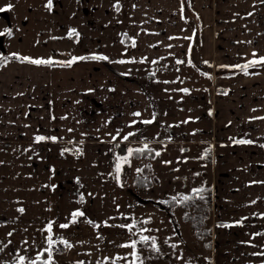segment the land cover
<instances>
[{"label": "crops", "instance_id": "obj_1", "mask_svg": "<svg viewBox=\"0 0 264 264\" xmlns=\"http://www.w3.org/2000/svg\"><path fill=\"white\" fill-rule=\"evenodd\" d=\"M47 4L0 0V222L52 223L56 264H133L118 158L147 144L173 172L210 149L211 264H264V64L232 67L264 57V0Z\"/></svg>", "mask_w": 264, "mask_h": 264}, {"label": "rangeland", "instance_id": "obj_2", "mask_svg": "<svg viewBox=\"0 0 264 264\" xmlns=\"http://www.w3.org/2000/svg\"><path fill=\"white\" fill-rule=\"evenodd\" d=\"M4 23L5 19L0 16V31ZM3 56L0 52V60L5 59ZM69 148L66 147L67 154L71 153ZM197 153L191 151L190 160L184 161L185 165L173 172L159 157L134 159L130 156L128 163L119 161V181L139 198L134 199L133 216L129 224L135 227L130 231L131 238L128 237L138 242L133 251L140 260L136 261L133 256L135 264L141 261L142 264H211V249L207 245L211 240L209 203L201 201V207L207 208L205 212L194 206L185 208L178 202L183 196L193 193L194 188L204 189L202 195L206 196L211 185L208 157L201 158ZM137 169L142 171L137 172ZM136 178H141L146 185L138 184ZM173 197L177 200L170 209L166 208L163 202L173 201ZM0 208L5 209V206L0 205ZM195 226H199L200 237L196 234ZM46 232L42 226L0 222V264H19L20 256L26 257L25 264H30L48 247ZM141 235L155 237L159 252L151 247V241H140ZM38 264L43 262L38 261ZM52 264L56 263L52 260Z\"/></svg>", "mask_w": 264, "mask_h": 264}, {"label": "snow or ice", "instance_id": "obj_3", "mask_svg": "<svg viewBox=\"0 0 264 264\" xmlns=\"http://www.w3.org/2000/svg\"><path fill=\"white\" fill-rule=\"evenodd\" d=\"M9 8L11 7V5L8 6ZM47 7L49 9H51L52 7V0H48V4H47ZM5 9H0V11H4ZM119 10V9H117ZM10 35L11 34V29H6L4 33H0V35ZM69 35H76V32L75 30H72V32L69 33ZM190 39V38H189ZM14 56L16 54H13ZM253 56L255 57L256 54L253 53ZM19 59H22L24 61H28L30 63H33V64H52L53 61L51 59H48V60H45V59H32L30 57H18ZM83 59H86V57H73L72 60L68 61L67 64L70 66L71 63L75 62L76 60H83ZM92 59H102V60H107L108 58L107 57H95L93 56ZM4 62L7 63V60L4 59ZM190 62V61H189ZM121 63H123V61H121ZM155 63V62H154ZM177 63H183V61H180V60H177ZM207 63V62H206ZM258 63H262L264 64V57H260L258 60L257 59H253L251 61H249L247 64H244V65H235V66H232V67H236V68H240L242 71H245L247 72V69L250 68V67H253L254 65L258 64ZM224 67H228V66H224ZM207 75V74H205ZM182 91H187V89H183ZM134 115H140L139 113H134ZM260 119H264V118H260ZM145 124H148V123H152L151 120L149 121H143ZM133 135V133H129L127 136H125L123 139L124 140H127L129 136ZM36 141H43L45 139H51V140H56L57 138L56 137H44V136H37L35 137ZM113 139H115V137H113ZM234 143H237V144H251L252 141L251 140H236L234 141ZM262 147H264V145H262ZM148 149V145L145 144L143 148H139V149H128V156L127 157H122V158H118V162L116 164V173H117V179H119V173L121 171V163L119 162L120 160H123L124 163H128V157L132 156L134 153H143L145 150ZM210 152V149H206L205 150V153L204 155L207 156ZM156 156H159L160 153L159 152H156L155 153ZM165 163H168L167 161ZM142 171L141 169H137V172H140ZM204 191V189H201V188H194L192 190V192L199 196L201 199H203V195H202V192ZM173 201H176L177 198L176 197H173L172 198ZM191 199V197L189 196H184L182 197V199L178 202L180 203H183L184 201H187ZM81 200H83V197H81ZM254 203V202H253ZM21 212H23L24 210L23 209H20ZM84 213L77 210L75 212L72 213V223H75L76 222V218L77 217H80V216H83ZM147 222V221H145ZM89 223H91V221H89ZM237 223H240V222H237ZM52 223H49L48 226H47V229L46 231L48 232V236H47V244H48V247L46 249H44V252L48 253V257H47V260H44L43 261V264H52V250H53V246L57 244V239H54L53 238V235H52ZM60 228H67L69 227V224H61L59 225ZM121 227H127L129 231H132V229L135 227L134 224H128V225H121ZM141 231H147V229H142ZM9 235H11V233H9ZM256 235H261L260 233H257ZM140 241L142 242H148V241H151V247L159 252V248L157 247V244H156V238L155 237H149V236H144V235H141L140 236ZM59 243L60 244H63L64 246L66 247H71L72 245L69 244V242L66 240V239H59ZM137 241L136 240H133L131 241L130 244H125V245H122V247H131L133 248L134 250L136 249V246H137ZM173 247H175V245H173ZM43 254H39L35 260H32L30 262V264H38V261L41 260V256ZM132 255L136 258V261H139L140 260V257L137 255V253L135 251H133ZM254 255H261V256H264V253H254ZM19 264H25V260H26V257L24 256H20L19 258ZM113 264H115V262H113ZM133 264H135V261L133 262ZM140 264H142V261L140 262Z\"/></svg>", "mask_w": 264, "mask_h": 264}, {"label": "trees", "instance_id": "obj_4", "mask_svg": "<svg viewBox=\"0 0 264 264\" xmlns=\"http://www.w3.org/2000/svg\"><path fill=\"white\" fill-rule=\"evenodd\" d=\"M133 156L135 158H142V157H149L150 158V157H152V152L149 149H147L143 153H134ZM136 182L138 184H141V185H146V183L141 178H136ZM204 192L205 191H203L202 193H204ZM185 196L191 197V199H189L187 201H184L183 203H180L185 208L186 207H190V206H194L197 210L198 209H203L206 212L207 208L206 207H201V205H203V204H201V201H203V202L206 201V204L209 203V206L211 207V190H208L207 195L203 196L204 197L203 199H201L199 196L195 195L194 193H191V194H188V195H185ZM173 203H174V201H166V202H163V205H165L166 208L170 209V207L172 206ZM196 221H198V220H196ZM195 224H193V225H195ZM195 227H197V228H195L196 229V234H197L198 237H200L201 233H200L199 226H195ZM209 234L211 236V230L209 231ZM207 245L211 249V240H210V242Z\"/></svg>", "mask_w": 264, "mask_h": 264}, {"label": "water", "instance_id": "obj_5", "mask_svg": "<svg viewBox=\"0 0 264 264\" xmlns=\"http://www.w3.org/2000/svg\"><path fill=\"white\" fill-rule=\"evenodd\" d=\"M0 16H1L2 18H4L5 20H8V19H9V16H8V14H7L6 11H0ZM0 52H1L2 54L5 53V48H4V46H3V39H2V38L0 39Z\"/></svg>", "mask_w": 264, "mask_h": 264}, {"label": "built area", "instance_id": "obj_6", "mask_svg": "<svg viewBox=\"0 0 264 264\" xmlns=\"http://www.w3.org/2000/svg\"><path fill=\"white\" fill-rule=\"evenodd\" d=\"M72 154H77L79 151L76 148L69 150Z\"/></svg>", "mask_w": 264, "mask_h": 264}]
</instances>
